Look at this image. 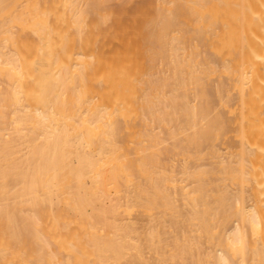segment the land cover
<instances>
[{"label": "bare ground", "instance_id": "bare-ground-1", "mask_svg": "<svg viewBox=\"0 0 264 264\" xmlns=\"http://www.w3.org/2000/svg\"><path fill=\"white\" fill-rule=\"evenodd\" d=\"M132 2L0 0V264H264V0Z\"/></svg>", "mask_w": 264, "mask_h": 264}, {"label": "rangeland", "instance_id": "rangeland-1", "mask_svg": "<svg viewBox=\"0 0 264 264\" xmlns=\"http://www.w3.org/2000/svg\"><path fill=\"white\" fill-rule=\"evenodd\" d=\"M132 1H133V2L130 4L131 6L129 5L131 8H132V6H134L135 4H138V2H139L140 0H137L138 2H137L136 0H132ZM134 1H135V3H134ZM144 1H146V0H144ZM144 1L142 0V3H143ZM142 3H140V4H142ZM129 6H128V9H130ZM137 6H138V5H137ZM134 7H136V6H134ZM134 7H133V9H134ZM130 10H131V9H130ZM134 216H135V215H134ZM142 220H143L142 218H139V220H138L139 222L136 221V220H135V222H136V223L138 222L139 225H140V223H141V224L143 223ZM137 226H138V224H137Z\"/></svg>", "mask_w": 264, "mask_h": 264}]
</instances>
